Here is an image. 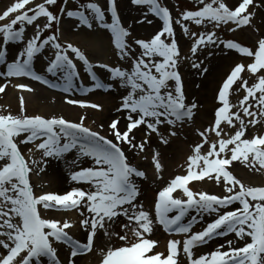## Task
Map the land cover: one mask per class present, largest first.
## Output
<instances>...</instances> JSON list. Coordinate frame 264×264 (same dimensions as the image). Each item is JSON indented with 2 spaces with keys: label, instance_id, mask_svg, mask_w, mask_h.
Here are the masks:
<instances>
[{
  "label": "snow or ice",
  "instance_id": "1",
  "mask_svg": "<svg viewBox=\"0 0 264 264\" xmlns=\"http://www.w3.org/2000/svg\"><path fill=\"white\" fill-rule=\"evenodd\" d=\"M258 18L264 0H194L174 8L166 0H16L0 14V94L10 85L35 92L14 83L25 78L69 95L119 93L118 115L99 130L85 115H30L24 95L18 114L0 106V264H87L97 251L98 264H264V182L246 184L233 172L238 163L264 178ZM65 22L90 36L102 32L116 62H93L65 41ZM221 32L255 39L245 44ZM216 51L238 59L214 91L211 119L198 126L203 105L190 97L182 68L206 77ZM65 103L103 110L84 100ZM190 134L196 139L183 173L164 181L163 150ZM49 162L63 163L70 190L35 191L31 176ZM204 181L222 191L196 190L194 182ZM69 212L78 214L76 223L53 215ZM77 224L83 239L72 234ZM161 230L163 250L154 238ZM218 238L228 239L211 247Z\"/></svg>",
  "mask_w": 264,
  "mask_h": 264
},
{
  "label": "bare ground",
  "instance_id": "2",
  "mask_svg": "<svg viewBox=\"0 0 264 264\" xmlns=\"http://www.w3.org/2000/svg\"><path fill=\"white\" fill-rule=\"evenodd\" d=\"M13 1V2H12ZM10 2H12V4L14 2H16V0H10ZM7 5L9 4H5L3 7H0V14L3 12L2 10H6L8 7ZM260 26L264 27V23H262ZM92 46L95 50V52L101 53L102 56H106V54H108L107 51V44L105 42V39L103 38V34L100 33L98 35L93 36L92 38ZM238 59L237 54L232 55V57H225V58H221L218 59L219 62V66H212V62L217 60V59H213L211 61V74L207 75V79L205 80V82H203V88L202 90H197V88H190L189 89V93L191 97H200V99L202 100L201 102H205L207 103V108L205 106V113L206 116H209L208 114L211 112V108L214 106V101L208 100L205 96L206 94L209 92H213L218 83L220 82L221 78L225 75V73L228 71L229 66L232 65L236 60ZM219 67V68H218ZM197 75L195 74V71L191 73V79L190 82L192 83L194 80H196ZM217 78V81L215 82V79ZM24 81H14V83H21ZM189 82V83H190ZM197 84V83H196ZM35 89V88H34ZM7 90V89H6ZM18 89L13 88L11 85L9 86L8 90H7V94L3 95L2 97L0 96L1 101H5L7 106L11 107H15L17 100L16 97L20 96V95H24L25 97H27L29 99V107H31V109H35L38 111V109H42V110H48V111H55V112H62L67 116H80V115H85V116H90L92 119H96L97 122L101 123V121H107V123L105 124L107 127V124L111 121L112 118L116 117L118 114L115 112V107L114 104L112 105H107L109 102L106 101V99L104 98L103 95L101 94H96L93 93L92 95H90L88 98H83L81 100L90 102V103H98L101 104L102 106L105 105V109L97 112L95 110H90V109H80V108H73L70 105L65 103V97L63 96H59L57 94H54L50 91H47L43 88H37L35 89L36 94L34 96V94L32 93H22L21 91L18 92ZM197 90V91H196ZM208 91V92H207ZM207 92V93H206ZM17 93V94H16ZM53 97H51V96ZM57 96V97H56ZM75 96V95H74ZM205 97V98H204ZM77 98V96H76ZM47 101L50 100V103L54 104V105H49V104H44L42 106H44L42 108L41 105V101ZM40 101V102H39ZM204 103V104H205ZM39 106V107H37ZM27 106V108H29ZM80 114V115H79ZM72 116V117H73ZM210 119V117H208ZM192 140L193 137H192ZM153 147L156 146V141H153ZM191 147V141H187L186 139H182L180 138V141H178L177 143L173 144V146L171 148H168L167 150H163V156H164V164H165V172L163 173L164 176V181L170 179L171 177H173L175 174H182L183 173V169L180 168V164L183 163L184 158L186 153L189 151ZM51 171H52V177L49 178L50 181L54 180L55 184H53L54 189L53 192L54 193H63L65 192V190L69 189L71 187V183L69 182V180L66 178V176L64 175V172L67 170L62 162H51ZM240 169H242L243 167H239ZM235 170V169H234ZM249 172V171H246ZM242 173L243 170H242ZM241 173H239L240 175ZM242 176V175H241ZM164 181H159V184H163ZM196 190H204V191H209L211 193H214V191H216V185H214V187L211 189L210 188V183L209 181H205L203 183H198L196 185H194ZM150 187L155 188L156 185H150ZM159 233L161 234L160 231H157L156 236L154 238L159 239L160 240V249L163 250L164 248V241L166 240V238L164 239L162 237L159 236ZM159 236V237H158ZM77 237L79 239H83L84 234L78 230V234ZM106 241H104L103 239L101 240V243H104ZM99 260V253L97 252V254L95 256H92L88 259L87 264H95L96 261Z\"/></svg>",
  "mask_w": 264,
  "mask_h": 264
},
{
  "label": "rangeland",
  "instance_id": "3",
  "mask_svg": "<svg viewBox=\"0 0 264 264\" xmlns=\"http://www.w3.org/2000/svg\"><path fill=\"white\" fill-rule=\"evenodd\" d=\"M8 1L9 0H0V4L4 5ZM166 3L170 7H173V8L177 4H179L181 7H191L193 5V3H194V0H166ZM124 15L126 17L127 16H130V15L131 16H135V15H137V13H135V12L129 13L127 10H125ZM256 23H257L258 26H260L262 23H264V18H258L257 21H256ZM150 27L151 26H149V30H150ZM140 34L141 35H145L147 33H146V31L144 29H140ZM178 34H179V29H178ZM234 35H235V37L239 41L244 42L245 44H250L255 39V36L252 33H250V32H238L237 34H233V33H230V32H227V33L221 32V36L222 37H226V38H232ZM92 38H93V36L88 35L86 32L74 31L68 22H65L64 23V26H63V39L65 41L72 42L74 45L81 47V49L83 51H85L86 55H88V57L91 60H93V62L115 63L116 60H115V57H113V55H112V53H111V51L109 49L107 37L103 35V38L105 39V42L107 44V51H108V54H106L105 57L102 56L101 53L95 52V50H94V48L92 46ZM181 43H182V46H185V43H184V41H183L182 38H181ZM225 57L226 56H223L219 51H216L215 55L209 56L208 60L206 61V65L205 66H207L209 69H211V61L213 59H217V60H215V61L212 62V66L214 65L215 67L216 66H219L220 67L219 63H217V62H219L218 59L225 58ZM230 57H232V55ZM37 66H38L39 70L41 71L42 64L41 63H37ZM192 71L194 72L195 70L191 69L187 65H185L182 68V72L185 73V79H186V83L188 85V89L195 88V84L197 83V84H200L201 85V88H197V90L198 91L199 90H202V88H203V84L202 83L205 82V80L208 78L207 75H206V77H202V76L197 75L196 80H194L191 83L189 79H191V73H192ZM98 73L100 74V75L99 74L98 75L102 79H106L105 74H104V72L102 70L98 71ZM210 74H211V71H210ZM82 76H83V74H82ZM216 81H217V78L215 79V82ZM88 82H90V81L87 78H84V83L87 84ZM217 83H218V81H217ZM214 91L212 93L211 92L209 93L207 91L208 93L206 92L207 94H206L205 97L208 100L213 101ZM36 92L37 91L33 92L32 94H34V96H35V95H37ZM241 95H242V93H241ZM103 96L106 99V101L109 102L107 105H109V104L112 105L114 103H115L114 106L118 105V103H119V93L118 92L113 91V92L104 94ZM51 97H53V96H51ZM195 98H197V97H195ZM197 99L203 105V107L201 109V115H200L199 119L197 120V125L199 126L201 124H206L211 119L213 107H210L211 108V112L208 114L209 116H206V114H204L205 113L204 112L205 111L204 109H205V106L207 108V103L204 102L205 103L204 104L203 102H201L202 100L200 99L199 96H198ZM233 99H235V97ZM16 100H17L16 106L15 107H13V106L10 107L11 111L14 114H18L19 113V110H20L19 109V99L16 98ZM27 101H29V99ZM46 103L49 104V105H54V104L50 103V100H47V101H44L43 100V101H41V105L40 106H42V105H44ZM5 104H6V102L5 101H1V99H0V106L9 107V106H7ZM28 104H29V102L27 103V106L29 107ZM37 107H39V106H37ZM43 107L44 106H42V108ZM27 109H28V113L30 115L31 114H41V115H45V116L63 115L66 118H68L70 120H74V121H78L79 118H80V116H81L80 114H79L80 116H77V117L76 116H73V115L67 116V115H65L62 112L48 111V110H42V109H38V111H37L35 109H31V107H29ZM104 109H105V105L103 106V110ZM95 111H97V110H95ZM97 112H100V111H97ZM208 117H210V119ZM93 121H94V123H93ZM85 123H86L87 126L92 127L95 130H99V127L98 126L100 124H104L105 125L107 123V121H101V123H99V122L96 121V119H92L90 116H88L87 117V120L85 121ZM105 127H106V125H105ZM192 137H193V139H196V137L194 135H191V134L188 135L187 138H185L184 135H182L180 138L186 139L187 141H192ZM33 158L36 159L37 161H39L40 160V153H35L34 156H33ZM139 163L142 166H146L147 165V162L146 161H143L142 159L139 160ZM50 166H51V162L48 163L47 168H46V170L44 172H39L37 174L38 169H36V171H34L35 182H36L35 186H36V188H37V190L39 192H44V191L45 192H53V189L55 187V186H53V184H55V181L54 180H52V181L49 180V178L52 177V173H51V170H50L51 169ZM40 167H44V165L43 164H40ZM242 170H243L244 173H242ZM66 171L64 172L65 173L64 175L68 178V173ZM246 171H248V170L245 169V168L240 169V168H237L236 167V173H237L238 177L240 179H242L245 183H247V184H249V183L253 184L254 182H256L254 184H260V183L264 182V178H262V177H260L258 175H253L250 172H246ZM239 173H241V174L239 175ZM39 178L42 181L45 182V186H42V183H39V181H37ZM217 189H219V187H217L215 190H217ZM214 193H217V192L214 191ZM67 218L75 221V223L79 219L77 213H73L72 215L67 216ZM78 230H79L78 224H77V226L74 229L71 230L72 231V234L74 235L75 238H78L77 237ZM97 252L99 253V251H97Z\"/></svg>",
  "mask_w": 264,
  "mask_h": 264
}]
</instances>
